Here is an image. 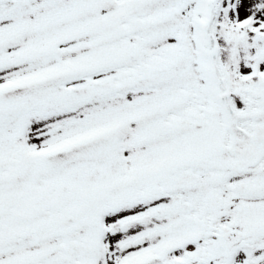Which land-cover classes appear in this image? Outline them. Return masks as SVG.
I'll use <instances>...</instances> for the list:
<instances>
[{"label":"rangeland","instance_id":"obj_1","mask_svg":"<svg viewBox=\"0 0 264 264\" xmlns=\"http://www.w3.org/2000/svg\"><path fill=\"white\" fill-rule=\"evenodd\" d=\"M100 1L0 3V264H223L180 244L198 227L191 209L220 187L235 215L240 193L262 189L257 162L238 169L227 151L203 2ZM212 6L239 125L264 100V0Z\"/></svg>","mask_w":264,"mask_h":264},{"label":"flooded vegetation","instance_id":"obj_2","mask_svg":"<svg viewBox=\"0 0 264 264\" xmlns=\"http://www.w3.org/2000/svg\"><path fill=\"white\" fill-rule=\"evenodd\" d=\"M3 5L8 1L12 4L17 3L18 0H0ZM24 1V0H19ZM11 36L7 39V43H10L12 40ZM3 47L6 45V42L3 41ZM3 49V48H2ZM35 76V75H34ZM39 79L33 78V80ZM29 80H27L28 82ZM25 83V80H21L18 84ZM264 101V100H263ZM257 120V121H256ZM242 130L246 135L251 134L257 126L262 122V119L250 120L249 118H244L239 121ZM230 132V131H229ZM230 133L228 136V149L230 156L233 159V166L240 169L245 167V165L237 162V157L230 151ZM237 138L241 139V136ZM242 144L248 146L250 143L248 139H243ZM243 145V146H244ZM240 147H243L239 145ZM225 148H222L224 150ZM186 148L182 149L185 151ZM233 155H232V154ZM258 160L256 161V166L259 172V179L257 181L258 187L262 191L255 196H244L243 193L238 195L239 197V206L234 215L230 211L232 201L223 199V193H217V190H222L218 188L210 192V195L206 196V200L203 203H199L200 206L192 208V205L196 202V196H189L188 204L191 206V213L195 217L194 222L197 226L191 234L185 231H180V244L192 243L194 246L204 247L210 246L208 252L205 255L196 256L194 261L196 262H213L223 264H233L237 260L236 258H241L245 261L246 264H264V151L258 154ZM184 155H182V158ZM199 162V161H198ZM253 167V166H248ZM199 170V169H198ZM199 172H202L199 170ZM228 171H225L219 176L225 177ZM184 178V177H183ZM187 177L185 176V179ZM192 178H190L189 183H191ZM228 188H226V191ZM201 204H205L202 206ZM215 205L212 208L209 205ZM256 206V207H255ZM261 217L258 221L253 223L252 226L245 228L242 224V221L239 217L246 212L247 210L254 211ZM66 256L64 255L63 258ZM124 256L120 255L119 259H122ZM163 257V254H161ZM62 262V259H61ZM132 263L129 264H150V257H144L137 260H132ZM17 264H20L18 262ZM62 264V263H61Z\"/></svg>","mask_w":264,"mask_h":264},{"label":"water","instance_id":"obj_3","mask_svg":"<svg viewBox=\"0 0 264 264\" xmlns=\"http://www.w3.org/2000/svg\"><path fill=\"white\" fill-rule=\"evenodd\" d=\"M204 3V18L201 19V33L204 37L206 45V55L208 58V64L210 74L214 80L216 87L217 97L221 101L222 109L224 110L225 127L230 131V151L235 154L237 160L241 163L254 164L258 160V154L264 151V102L261 107L253 111V117L255 119H262V122L257 128L249 135H246L241 127L235 124V120L227 107V96L229 95V88L225 84L223 78H219L216 73V69L213 64L214 57L219 52L218 44L215 37L210 32V20L212 11V0H202ZM112 5L111 0H101L97 9L110 7ZM3 48V43L0 42V50ZM241 136V139L237 138ZM247 137L249 140L248 146L238 147L242 140ZM247 165V164H246Z\"/></svg>","mask_w":264,"mask_h":264}]
</instances>
